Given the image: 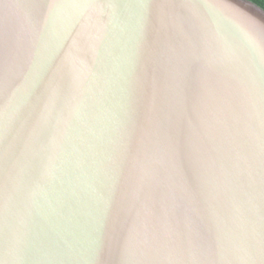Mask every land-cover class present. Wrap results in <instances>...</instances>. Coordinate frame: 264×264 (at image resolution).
<instances>
[{"label":"water","instance_id":"obj_1","mask_svg":"<svg viewBox=\"0 0 264 264\" xmlns=\"http://www.w3.org/2000/svg\"><path fill=\"white\" fill-rule=\"evenodd\" d=\"M0 264H264V10L0 0Z\"/></svg>","mask_w":264,"mask_h":264},{"label":"trees","instance_id":"obj_2","mask_svg":"<svg viewBox=\"0 0 264 264\" xmlns=\"http://www.w3.org/2000/svg\"><path fill=\"white\" fill-rule=\"evenodd\" d=\"M264 10V0H248Z\"/></svg>","mask_w":264,"mask_h":264}]
</instances>
